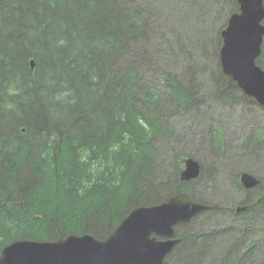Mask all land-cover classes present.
Segmentation results:
<instances>
[{
    "label": "trees",
    "instance_id": "obj_1",
    "mask_svg": "<svg viewBox=\"0 0 264 264\" xmlns=\"http://www.w3.org/2000/svg\"><path fill=\"white\" fill-rule=\"evenodd\" d=\"M157 1L0 0V253L19 240H105L133 209L179 193L198 201L195 183L218 177L215 164L183 182L182 155L173 169L165 162L182 143L172 122L197 98L195 87L152 68L183 47L194 50ZM221 44L213 50L215 100L232 104L235 92L245 102L220 71ZM258 63L264 68V46ZM204 130L199 147L205 133L211 147L224 145L220 130ZM260 137L250 135L246 148L262 152ZM263 185L247 193L252 208L240 222L232 205L207 212L233 218L232 229L193 231L198 218L179 228L181 243L164 264H264Z\"/></svg>",
    "mask_w": 264,
    "mask_h": 264
},
{
    "label": "rangeland",
    "instance_id": "obj_2",
    "mask_svg": "<svg viewBox=\"0 0 264 264\" xmlns=\"http://www.w3.org/2000/svg\"><path fill=\"white\" fill-rule=\"evenodd\" d=\"M156 3L162 8V15L176 26L175 28L181 34L185 37L187 35L189 39L194 41L190 46H194V50L183 47L180 52L177 50L175 54L172 53V59L167 58L165 63L161 61V63L152 65L154 69H156V65L165 67L163 69L172 72L182 80L183 86L195 87L193 97L197 98V102L194 101V104L188 108L185 114H182L180 118H175L172 122L174 132H179L178 134L182 136V143L180 148L174 151L173 158L169 155L170 157L165 162L173 169L174 157L179 154L182 155V160H197L201 166V173L204 168L207 170L209 167L218 164V166H214L219 171L218 177L214 173L213 177L207 176L201 181L198 178L192 190L198 202L206 201L210 205H219L222 208H225L226 205H232V210L235 211L236 203L241 200L242 195L237 192L235 194L236 190L231 185L232 179H241L243 173H249L258 178V186L264 184V150L259 154L254 152V155L252 146L248 145L249 149L246 148L250 135L264 137V109L252 103H245L240 99V95L235 92L232 93L233 95L231 94L234 96L232 104L223 101L217 102L213 95L216 84L213 82L211 74L217 69V63H214L213 50L220 40L222 24L225 20L228 21L231 14L239 12L240 5L237 3L238 7L235 9L231 1L228 2V0H162ZM195 42H198L199 46ZM194 55L197 57L196 60L205 55L201 57L199 65L190 61ZM202 70L205 73L199 74ZM191 71L195 80L189 78L188 73L190 74ZM192 82H195V85L191 84ZM201 124L204 125L202 129L200 128ZM205 127L211 129L213 127L222 132L225 142L221 148L211 147L206 133L205 143L201 139L202 142L199 144L202 143L203 146H198V142H196L197 133L200 130L205 132ZM176 137L174 136L173 141L177 139ZM163 147L165 146L163 145ZM263 147L264 145H262V149ZM228 165L227 171L221 168ZM184 168L183 162V170ZM235 185L237 186L236 182ZM253 189L251 190L253 191ZM242 213H239L238 216H243ZM215 215L202 214L189 226L197 232L207 228L216 231L215 229L221 226L231 227V229L235 227L233 218L223 217L220 219ZM237 221L240 222L241 220L237 219ZM240 224H243V221ZM240 238L242 239V237ZM226 240L227 238L221 237L216 241L217 246L221 247Z\"/></svg>",
    "mask_w": 264,
    "mask_h": 264
},
{
    "label": "water",
    "instance_id": "obj_3",
    "mask_svg": "<svg viewBox=\"0 0 264 264\" xmlns=\"http://www.w3.org/2000/svg\"><path fill=\"white\" fill-rule=\"evenodd\" d=\"M239 12L232 14L220 32L218 60L223 77L234 82L244 99L264 109V70L258 64L264 46V0H236ZM34 68V63H31ZM181 180L200 177L197 160L186 159ZM246 189L258 186L256 176L243 173ZM217 206L194 200L187 193L167 201L133 209L104 241L86 234L57 241L19 240L3 248L0 264H164L181 242L176 226L187 225ZM248 207H239L237 213ZM164 238V239H159Z\"/></svg>",
    "mask_w": 264,
    "mask_h": 264
},
{
    "label": "flooded vegetation",
    "instance_id": "obj_4",
    "mask_svg": "<svg viewBox=\"0 0 264 264\" xmlns=\"http://www.w3.org/2000/svg\"><path fill=\"white\" fill-rule=\"evenodd\" d=\"M259 64V63H258ZM263 70H264V68L262 67V66H260ZM231 82V81H230ZM234 83V82H233ZM241 91V90H240ZM245 102H247L246 100H245ZM247 103H249V102H247ZM185 161V159H183V162ZM181 175V174H180ZM236 182V184H237V186L236 185H233V187H234V190H236L235 191V194H236V192L237 193H239L240 195H242V197H241V200L238 202V203H236V209H235V211L234 210H231L230 211V214H231V216L233 217V218H235V220H237V219H239V220H242V218H243V216H246V214H248V212L250 211V209L252 208V205H251V196H252V190L251 189H246L242 184H241V179L240 178H236V179H233V183H235ZM190 183V182H189ZM258 187V186H257ZM257 187H255V188H257ZM254 188V189H255ZM247 193H250L249 195H251V196H249ZM232 198H233V196H232ZM195 200V199H194ZM234 204H235V201H234ZM214 206H216V205H214ZM217 207L220 209L221 207L219 206V205H217ZM239 207H248V209L244 212V213H242V215L243 216H238L239 214L237 213V209L239 208ZM217 208V209H218ZM215 210V209H214ZM205 213H207V212H205ZM204 214V213H203ZM202 215V214H201ZM200 215V216H201ZM198 218V217H197ZM196 219V218H195ZM194 220V219H193ZM188 225V224H187ZM183 226H185V225H178V226H176V228H175V230H176V233H175V239H181V238H179V232H178V230H179V228H181V227H183ZM159 239H164V238H159ZM181 243V242H180ZM179 243V244H180ZM178 244V245H179ZM177 245V246H178ZM176 246V247H177ZM175 247V248H176ZM174 248V249H175ZM168 257V256H167ZM164 262H165V260H164Z\"/></svg>",
    "mask_w": 264,
    "mask_h": 264
},
{
    "label": "bare ground",
    "instance_id": "obj_5",
    "mask_svg": "<svg viewBox=\"0 0 264 264\" xmlns=\"http://www.w3.org/2000/svg\"><path fill=\"white\" fill-rule=\"evenodd\" d=\"M106 240V239H105ZM101 241H104V240H101Z\"/></svg>",
    "mask_w": 264,
    "mask_h": 264
}]
</instances>
